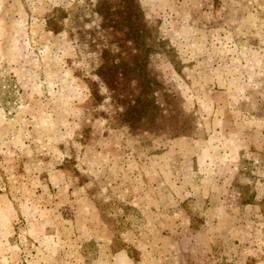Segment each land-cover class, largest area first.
Returning a JSON list of instances; mask_svg holds the SVG:
<instances>
[{"label":"rangeland","instance_id":"obj_1","mask_svg":"<svg viewBox=\"0 0 264 264\" xmlns=\"http://www.w3.org/2000/svg\"><path fill=\"white\" fill-rule=\"evenodd\" d=\"M0 264H264V0H0Z\"/></svg>","mask_w":264,"mask_h":264}]
</instances>
